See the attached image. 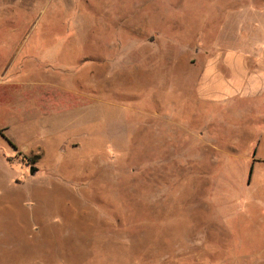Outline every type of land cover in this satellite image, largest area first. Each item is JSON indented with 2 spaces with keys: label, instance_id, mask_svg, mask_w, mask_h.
Wrapping results in <instances>:
<instances>
[{
  "label": "rangeland",
  "instance_id": "obj_1",
  "mask_svg": "<svg viewBox=\"0 0 264 264\" xmlns=\"http://www.w3.org/2000/svg\"><path fill=\"white\" fill-rule=\"evenodd\" d=\"M262 26L264 0H0V264H264V139L213 109L194 134L193 93Z\"/></svg>",
  "mask_w": 264,
  "mask_h": 264
},
{
  "label": "crops",
  "instance_id": "obj_2",
  "mask_svg": "<svg viewBox=\"0 0 264 264\" xmlns=\"http://www.w3.org/2000/svg\"><path fill=\"white\" fill-rule=\"evenodd\" d=\"M261 29L263 32L264 26ZM193 93L196 96V102L201 107L200 114L203 117L200 120L204 123L194 134L204 136L212 133L221 136L218 131L220 128L209 129L210 125L214 124L211 122L215 121L214 113L215 116L225 119V122H233L235 118L241 121L247 120L248 124L234 123L231 128L245 129L247 133H254L252 135L258 140H254L253 137L255 142L252 143V147L253 145L255 147L250 151L253 154L255 151L258 152L261 138L264 139V123L259 125L254 121L257 117L264 119V36L259 37L250 50L229 46L215 48L199 65L197 78L193 81ZM226 144L230 146L228 149H215L247 151L246 146L239 148L235 142L230 143L231 145L227 142ZM262 158L264 160V156ZM252 172L253 165H250L248 177L252 175ZM201 240L188 239L185 242L188 246H202ZM125 243L124 240L123 244Z\"/></svg>",
  "mask_w": 264,
  "mask_h": 264
},
{
  "label": "water",
  "instance_id": "obj_3",
  "mask_svg": "<svg viewBox=\"0 0 264 264\" xmlns=\"http://www.w3.org/2000/svg\"><path fill=\"white\" fill-rule=\"evenodd\" d=\"M7 143L9 144V145H12V144H10V142L9 141H7ZM14 147V146H13ZM36 167H34V166H31L30 167V174H33L34 172H36Z\"/></svg>",
  "mask_w": 264,
  "mask_h": 264
},
{
  "label": "trees",
  "instance_id": "obj_4",
  "mask_svg": "<svg viewBox=\"0 0 264 264\" xmlns=\"http://www.w3.org/2000/svg\"><path fill=\"white\" fill-rule=\"evenodd\" d=\"M10 142V141H9ZM10 144H12L11 142H10Z\"/></svg>",
  "mask_w": 264,
  "mask_h": 264
}]
</instances>
